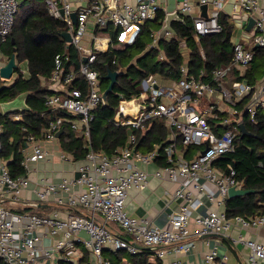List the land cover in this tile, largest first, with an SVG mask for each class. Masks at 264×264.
<instances>
[{
	"label": "built area",
	"instance_id": "2783aa9c",
	"mask_svg": "<svg viewBox=\"0 0 264 264\" xmlns=\"http://www.w3.org/2000/svg\"><path fill=\"white\" fill-rule=\"evenodd\" d=\"M43 2L49 15L64 22L65 31L71 35L69 44L81 57L77 69L65 71L61 56H54L48 78L54 89L45 97L44 105L68 113L67 122L71 129L81 130L87 151L78 160L74 174L62 175L57 182L47 177L35 181L31 192L37 202L54 197L57 208L48 214L16 210L11 205H29L22 192L29 184L30 164L51 153L52 148L45 143L57 138L56 132L63 128L65 119L57 116L50 120L41 136H25L19 149L23 173L12 175L0 158V263L53 264L57 260L64 264H133L129 256L150 250L144 256L147 264H264V242L241 231L264 225V213L228 217L223 209L228 189L241 187V183L233 166L227 165L225 172L214 164L216 158L235 149L242 113L253 120L258 107L264 106V76L256 88L244 76L246 66L254 59L253 47L264 50V0H177L175 10L191 18V38L202 57L200 38L221 31V11L229 16L234 23L231 63L210 72L204 67L191 72L183 64L178 79L166 81L155 74L141 79L136 96L119 99L114 122L132 130L125 145L109 154L93 149L90 142V122L94 109L102 103L99 72L94 67L97 52L112 49L111 34L122 45L133 43L143 25L156 17L161 0ZM18 4L19 0H0V43L14 25ZM202 4H206L205 16L201 14ZM250 17L254 22L246 29ZM159 31L150 33L149 47L157 45ZM5 58L0 49V66ZM24 69L17 63L11 78L24 76ZM79 75L86 83L85 91L69 87ZM233 75L242 78L234 79ZM246 95L248 99L240 104ZM162 117L171 132L168 142L164 146L155 144L147 151L138 149L134 130ZM19 118L13 114L14 120ZM162 154L163 163L153 174L180 181L172 194L178 202L165 226L154 224L146 216H133L125 209L129 188L141 189L148 183V171L138 164L160 161ZM59 156L67 161L74 159L64 150ZM205 202L210 207L199 211ZM110 222H115L118 230L108 227ZM232 226L239 230L234 235L230 233ZM54 234L58 236L53 242L37 243ZM210 234L218 237L201 259L181 257L193 247L195 238ZM221 236L230 245L242 244L248 252L231 261L226 249L219 251ZM168 255L171 258L164 261Z\"/></svg>",
	"mask_w": 264,
	"mask_h": 264
},
{
	"label": "trees",
	"instance_id": "16d2710c",
	"mask_svg": "<svg viewBox=\"0 0 264 264\" xmlns=\"http://www.w3.org/2000/svg\"><path fill=\"white\" fill-rule=\"evenodd\" d=\"M164 16V10L159 9L156 17L143 25L134 42L129 45H119L115 35L111 34L112 49L97 52L94 67L99 72L101 91L108 84L103 78L107 68L119 71V75L113 90L107 95V104L100 103L94 109V117L90 122V142L93 149L109 154L125 145L127 134L132 128L128 125H116L114 115L120 97L131 98L138 94L141 79L151 74L166 81L178 79L183 64L191 72L199 67L210 72L231 63L233 43L230 37L234 23L228 15L221 22L220 32L200 38L204 57L191 38L192 20L187 15H181L182 21H172L169 36L159 37L157 45L149 47L152 39L150 33L161 28ZM65 30L62 20L49 15L43 0H19L14 25L6 40L0 43L6 59L15 53L16 62L25 60L28 70V76L17 74L9 84H4L6 80L0 78V83H3L0 102L23 95L26 103V108L13 113L0 112V158L12 175L24 172L20 164L22 156L19 149L25 143V136H41L48 122L57 116L65 119L58 139L61 148L74 159L83 158L87 151V143L81 130L70 128L67 122L70 117L68 113L52 110L44 105L45 97L53 91L48 86V78L54 66V56H61L65 71L77 69L80 62L78 50L72 44L66 43L61 36ZM181 41H184V46ZM253 51L254 59L246 66L244 76L256 88L264 76V50L253 47ZM238 78L242 77L234 76V79ZM73 86L86 90V83L80 75L69 84V87ZM248 97L249 95L243 96L239 103H244ZM13 114H18L20 118L14 120ZM242 117L251 134L241 135L239 130L235 149L216 158L214 164L225 172L227 165L233 166L241 187L254 190L244 195L227 197L223 206L228 217L240 215L248 218L264 213V106L258 107L253 120L245 112ZM134 132L137 148L142 151L150 150L155 144L164 146L171 133L164 117L148 120ZM161 156L159 162L163 163V154ZM147 252L151 251L143 250L137 255L129 256V260L133 264H147L144 258ZM60 263L64 264L59 261Z\"/></svg>",
	"mask_w": 264,
	"mask_h": 264
},
{
	"label": "crops",
	"instance_id": "0c3cea01",
	"mask_svg": "<svg viewBox=\"0 0 264 264\" xmlns=\"http://www.w3.org/2000/svg\"><path fill=\"white\" fill-rule=\"evenodd\" d=\"M176 2L177 0H161L160 6L166 13L168 11L175 10ZM225 8L228 10V5ZM181 44L184 46V41H181ZM185 54L186 57H188V51H186ZM22 62H25V66H22L25 68L24 76H28L26 61L23 60L20 62V64H22ZM51 85L52 84L49 82L48 86L54 89V86ZM59 136H57L54 141L45 143L48 147L52 148L51 153L46 158L32 162L30 164V170L28 172L30 179L29 184L27 189L22 192L23 197H27V200L24 199V201L29 203V205H11L14 209H28L34 210L39 214H48L54 210V208H57L54 197L52 196H50L44 202H37L35 200V195L31 192V188L34 186L35 181L41 177H47L50 180L57 182L62 175H72L75 173V166L79 159L67 161L63 158H60L59 153L63 149L59 145ZM138 165L148 171V183L144 188L141 189L136 187L129 188L127 197L125 199V209L133 216H146L150 218L154 224L165 226L167 224L168 214L177 205L178 200L174 198L172 194L180 181L178 178L171 181L156 177L153 174V171L160 165L159 161L155 160L146 165L142 163ZM210 205L211 204L209 202H205V205L202 204L199 208V211H204V209L206 210V208L210 207ZM61 212L62 210H60V213ZM108 227L113 230H118V226L115 222H110ZM238 231V227L232 226L230 233L232 232V235H234ZM241 231L245 236L253 237L264 242V225L254 229ZM57 236V234H54L52 236L43 237L42 240L37 243L39 245L42 243H51ZM217 237L218 236L215 234H210L195 238L193 247H191L188 252L181 257L190 260L201 259L203 254L213 245ZM220 238L222 248H220L219 251L221 252L223 249H226L231 261H235L237 259V255H245L248 252V250L242 244L230 245L224 236H221ZM225 245H227V247H225ZM170 258L171 256L168 255L164 261H168ZM53 264H59V261L54 260Z\"/></svg>",
	"mask_w": 264,
	"mask_h": 264
},
{
	"label": "water",
	"instance_id": "95a60500",
	"mask_svg": "<svg viewBox=\"0 0 264 264\" xmlns=\"http://www.w3.org/2000/svg\"><path fill=\"white\" fill-rule=\"evenodd\" d=\"M201 14L203 16L206 15V4L201 5ZM73 22L76 21L75 13L71 14ZM225 17V12L221 11L220 16H219V21L222 22ZM182 16L177 12V10H171L165 13L164 19H163V26L160 28L159 31V37H164L165 33L167 31H171V23L174 20L182 21ZM254 20L252 17L249 18L247 24H246V29H249ZM61 36L63 39L67 42L70 43L71 41V35L68 31H64L61 33ZM82 60L85 61L86 57L83 56ZM17 68V63L15 60V53H12L10 57L6 60V62L0 66V76L2 79H10L12 76V73L14 70ZM119 75V71L117 70H110L107 68V71L103 78L108 81L107 86L101 91V99H102V104H107V95L113 90L114 84L117 82V77ZM3 87V83H0V89ZM26 108V103L23 95H18L17 97L13 98L12 100L9 101H1L0 102V112L3 114L6 113H13L17 110H21ZM239 129L241 132V135L244 134H251L250 131H248L244 125L243 122L239 123ZM63 131V128H59L58 131L56 132V136H59ZM253 189L250 188H242V187H234L231 186L228 189V198L237 196V195H244L249 192H253ZM136 246L139 248L143 249H148V246H144L141 244L135 243Z\"/></svg>",
	"mask_w": 264,
	"mask_h": 264
},
{
	"label": "rangeland",
	"instance_id": "374dc122",
	"mask_svg": "<svg viewBox=\"0 0 264 264\" xmlns=\"http://www.w3.org/2000/svg\"><path fill=\"white\" fill-rule=\"evenodd\" d=\"M119 45H122L121 43H118ZM23 67L25 66V62H22V64H21ZM12 79H13V77L11 78V79H8V80H6L5 81V83L6 84H9V83H11L12 82ZM220 248H222L221 246H220ZM56 262V261H55ZM61 264V263H60Z\"/></svg>",
	"mask_w": 264,
	"mask_h": 264
}]
</instances>
